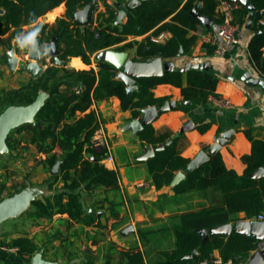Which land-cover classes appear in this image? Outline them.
Here are the masks:
<instances>
[{
	"label": "trees",
	"instance_id": "obj_1",
	"mask_svg": "<svg viewBox=\"0 0 264 264\" xmlns=\"http://www.w3.org/2000/svg\"><path fill=\"white\" fill-rule=\"evenodd\" d=\"M95 0H0V7L4 12L0 15V36L10 32L9 40L24 32V26L35 24L40 17L52 11L61 4H65L66 12L58 17L54 23H46L38 36L43 50L44 44L51 43L57 37L59 57L66 62L70 57L79 56L86 64L92 63L93 56L102 49L115 48L127 50L136 48L134 61H148L161 57L164 61H174L177 67L188 61L198 62L191 55V47L197 37L189 36L190 30H195L202 24L198 15L209 17L214 23H221L215 12L220 0H142V2L126 15V21L116 23L118 10L106 4V10L97 14L99 21L93 27L90 17L89 24L79 25L75 21L79 9L91 5L90 14L94 10ZM201 1L202 5L198 6ZM236 4L234 9L235 21L244 24L249 18V9L239 0H229ZM256 8L252 28L255 31L249 43L251 61L255 68L264 72V0H251ZM169 19V20H167ZM212 28V26L210 27ZM152 31L158 35L169 31L172 35L165 43H159L146 36L142 41L131 40L124 42L128 36H141ZM124 42V43H123ZM181 48L183 55H179ZM208 53H213L214 47H207ZM46 58L42 62L47 65L44 73L29 82L22 83L17 88L0 90V114L9 106H25L37 99L41 92L47 96L43 106L39 109L33 122L24 123L14 128L8 138V150L17 149L23 140L13 137L16 131L23 135L24 146L34 145L39 153L45 155L41 163L51 174L52 167L61 160L59 173L50 175L47 179V188L52 189L59 181L62 187L56 188L52 194L38 196L32 200L25 211L26 217L33 222L42 218H52L56 214H67L75 223L86 226H102L97 216L90 215L81 199L84 190L89 195L102 186L106 190L120 188V175L115 169L107 168L100 162L104 150L94 153L96 158L85 157L91 142L99 117L92 104L98 100L117 97L123 110H131L133 118H140L142 110L149 106H161L170 97H156L153 89L163 83L172 84L181 89L184 99L192 102H205L210 97H219L216 92L218 78L210 70L190 68L185 72L178 70L168 71L161 76H143L138 79V88L132 93L127 92V85L120 80L118 71L113 64L106 61H97L98 69L66 68L53 64L54 58ZM8 63V57H6ZM47 79L51 84H45ZM48 80V81H49ZM68 81L69 89L62 91L61 84ZM79 82L82 83L78 87ZM182 107V106H179ZM210 124L199 126L201 133L206 132ZM246 135L251 142V153L243 156L246 164L244 174L227 167L221 152L210 156L198 168L187 173V177L173 189L176 194H185L191 191H207L215 189L221 192V202L198 209L186 210L174 217L175 242L171 249L159 250L160 257L154 261L146 258V253L139 247L129 248L120 252L118 264H198L204 259H211L214 251L218 250L224 262L235 259L237 256H250L255 250L258 240L242 234L232 233L229 236L213 235L209 242L202 244L199 229L211 228L236 221L237 214L244 212L247 219H253L260 214L264 215V176L249 178L247 174L264 167V139L256 138L250 130ZM143 144L156 147L164 143L171 135H157L152 123L147 124L139 131ZM209 147H205V150ZM60 151H58V150ZM191 162L177 149V139L159 150L146 160L153 184L157 188L169 185L177 172L185 171ZM73 172V173H72ZM28 185L23 184L9 197L22 191ZM113 205V204H112ZM114 206V205H113ZM113 215L117 212L112 207ZM157 230L139 229L138 234L147 243V236ZM9 247L17 249L19 256L31 259L39 250L38 244L27 234L13 238ZM197 249L198 258L184 259L183 256ZM111 255L107 261L97 263L93 259H85L79 264H111Z\"/></svg>",
	"mask_w": 264,
	"mask_h": 264
},
{
	"label": "crops",
	"instance_id": "obj_2",
	"mask_svg": "<svg viewBox=\"0 0 264 264\" xmlns=\"http://www.w3.org/2000/svg\"><path fill=\"white\" fill-rule=\"evenodd\" d=\"M128 1L129 0H95L93 5L94 9L97 7V12L93 11L91 15L89 11L88 24L90 17L93 20V26L99 23L97 14L106 10V4L118 10V5H124ZM81 11H84V8L79 9L76 15L81 13ZM65 12L66 6L63 3L40 17V19L42 20L45 18L47 22H53L58 17L63 16ZM1 14L2 13H0V15ZM249 20L248 18L244 24H240V28L237 32L238 43L229 45L227 53L224 56H219L214 53L209 54L208 51H205L195 30H190L188 34L189 36L195 35L197 37L195 44L191 47V55L195 57L197 61L211 62L210 72L218 78L216 92L219 94V97L228 99L232 103V106H219L215 102L216 97L212 96L205 102H193V104L188 107H177L165 111L152 122L157 135H173L179 132L181 127L187 122L192 121L195 126L194 129L185 132L177 139V149L184 157L190 158L191 160H193L201 150L205 149V147H210L217 141L221 133L229 129H234L235 134L232 136V139L228 144L223 146L220 152L227 167L235 170L239 174L245 173L246 164L242 158L250 154L252 148L251 142L245 132L250 130L256 138L264 139V87L261 85H251L244 80L246 74H250L254 79L260 78L264 80V72L258 71L251 61L248 46L255 31L252 28L253 22L250 27L247 26ZM262 20L264 21V18L261 19V23L264 24ZM125 21L126 17L122 22ZM219 24L220 23L213 22L211 25L212 29H217ZM31 28L32 25L24 26V32L30 31ZM148 35L156 42L165 43L172 34L169 31H163L158 35H153L151 31L141 36L130 35L124 42L131 40L142 41ZM9 37L10 32L0 36V54L3 56L5 54L6 57L9 58L10 53H13L12 51L15 50L14 55L21 61L16 53L18 46L14 44L15 37L11 40H9ZM125 51L129 53V58L134 60L136 48L127 49ZM48 59L49 57L46 58V61L50 63ZM97 61L95 55L92 58L91 64L84 63L79 56H73L64 63L65 67L70 69L94 68L97 70ZM40 64L43 65V63ZM43 67L45 71L47 65H43ZM0 68V70H4L1 64ZM7 72L11 73L10 76H12L13 82L16 80V84H12V86L6 87V89L17 88L22 83H27L33 78L32 74L24 69L18 68L12 71L9 66ZM48 80L49 79H47L45 83L48 84L47 86L51 84V80ZM66 85H68V81L61 84L62 91H67L69 89ZM153 91L156 97L168 96L170 100L178 101L184 99L181 94V89L172 84H159ZM43 92L46 93L45 91ZM90 110H94L97 113L99 117L98 126L102 125L105 128L109 141V149L103 152L100 162L107 168L117 170L120 175V188L117 190H106L104 187L100 186L94 191L93 195H89L84 190L81 192V199L87 211L90 209L96 212L103 211L100 217L97 216L102 226H86L81 223H75L69 219L67 214H56L52 218H42L34 223V225L30 224L31 220H28V222L26 221L27 225H22L20 223L16 225L17 221L21 220L18 219L21 215L24 214L26 217L24 213L26 209L0 222V264H29L31 262V259H22L16 248L8 246V243L13 238L23 234H27L34 239L36 244L41 246L40 248H44V252L46 251L48 256L45 257L43 253L44 259L61 263V260L51 259L52 256L49 255V251L43 244H56V242L59 241L57 239L59 237L57 234L60 235L61 232L67 231L68 235L66 239L62 240V247L64 250L61 249L60 252L59 249V252L62 253L68 246V239L73 240V236L83 237L85 234H88L91 237L94 231H96L97 234H101L105 228L103 225V220L105 219L111 224L116 223V228L110 227L112 236L110 240H112V245L114 247H116L117 244L119 246H127L126 244L129 245V241L134 239L137 240L139 246L143 249L138 234L139 229H143L145 226H152V221H164L169 217L173 218L175 215L186 211L184 209L176 212L172 209L174 205H184L185 200L188 201L189 199L190 204H193V201L197 203L207 199L211 189L207 191H191L185 194H176L173 189L174 187H171L170 184L164 185L161 188H157L153 184L146 161L140 159L148 144H143L139 132L126 128L127 124L135 118H133L131 110H123L121 108L119 98L113 96L108 99L95 101ZM207 123L210 124L208 130L201 133L198 129L199 126ZM87 147L88 149L84 153L85 157L95 159L96 156L91 144H87ZM95 151L99 153V151ZM42 155L45 157L44 154ZM62 185L63 182L59 181L51 190L48 188L46 190L45 187L41 188L37 186H29V188L36 190V192L38 190L39 195L42 193L49 195L52 194L56 188L62 187ZM217 194H219L221 198V192L217 191ZM112 207H114V210L117 212L116 216L113 215ZM236 217L238 220L247 219L244 212L238 213ZM129 225H133L135 231L129 234H123L122 231ZM163 228L169 231L168 226ZM152 230L157 229L153 228ZM78 243L77 240L75 245H78ZM101 247L103 250V246ZM251 254L252 253H250V255ZM115 255L119 261L120 252H117ZM214 256H220L218 250L214 251Z\"/></svg>",
	"mask_w": 264,
	"mask_h": 264
},
{
	"label": "water",
	"instance_id": "obj_3",
	"mask_svg": "<svg viewBox=\"0 0 264 264\" xmlns=\"http://www.w3.org/2000/svg\"><path fill=\"white\" fill-rule=\"evenodd\" d=\"M154 1V0H152ZM237 1V0H236ZM249 9V21L247 26H251L256 12V8L251 4V0H239ZM142 0H129L124 5H118V14L116 18V23H121L126 15L135 9ZM90 11V4L84 7V11L75 16V21L79 25L88 24V13ZM4 10L0 7V13ZM193 15L198 16L200 21L207 27H211L213 21L207 16L198 15L196 9L193 10ZM44 24L40 23L37 28H39V35L41 34ZM57 37H54L51 44H54L55 51L49 54V58H54L53 65L61 67L64 64V60L59 57L60 51L57 48ZM41 46L39 44V38L37 37V52H42ZM184 51L181 48L179 55H183ZM28 58L30 62L26 64H19V59L10 53L8 58V65L12 71L16 69H24L30 72L33 78H37L44 72V67L40 64L45 58H41L36 55L35 52L32 54L28 53ZM95 58L99 61H106L114 65L118 71L117 77L124 81L127 85V92L132 93L138 88V79L143 76H161L168 71H173L176 68L182 72L187 71L190 68H195L199 70H210V61H188L184 63L183 66L177 67L174 61H164L161 57H156L148 61H134L129 58V53L123 50H117L115 48L102 49L95 54ZM244 80L251 85H261L264 87V80L260 78H252L250 74H246ZM82 83L79 82V87ZM47 93L41 92L35 101L29 105L25 106H9L4 112L0 114V152L8 151L7 138L10 132L21 124L33 122L35 120L36 114L39 109L43 106L44 100ZM193 102L188 99L183 100H170L163 103L161 106H149L142 110V116L140 118H135L127 124V129L133 130L135 132L141 131L145 125L152 123L156 120L159 115L165 111L175 109L179 106L188 107L191 106ZM194 124L192 121L187 122L183 125L179 132L174 133L168 138L164 143L154 147L148 144L144 154L140 157L141 160H148L153 157L155 153L159 150L164 149L166 146L172 144L176 139H178L182 134L187 131L194 129ZM235 134L234 129H229L220 134L217 141H215L208 149L201 150L193 160L189 163L185 171H179L170 183L171 187H175L182 180L187 177V173L191 170L198 168L204 162L210 159V156L216 152H219L223 146L228 144ZM61 160L57 161L56 164L51 169V174L56 175L59 173V168L61 165ZM264 176V167L257 169L255 172L247 174L249 178H258ZM38 190L30 189L29 186L25 187L22 191L16 193L14 196L7 199L0 200V222L8 217L17 215L18 213L29 208L32 200L38 197ZM90 215L100 217L103 211L96 212L93 209L88 211ZM135 228L133 225L127 226L122 233L129 234L134 232ZM198 233L202 236V244L210 241L213 235H225L229 236L232 233L242 234L245 236L253 237L258 241H264V220H236L228 223L218 225L211 228H202L198 230ZM44 248H40L37 253L31 258L29 264H61L56 261H49L43 258ZM200 255L197 249L183 256L184 259H195ZM247 264H264V250L255 251L249 258Z\"/></svg>",
	"mask_w": 264,
	"mask_h": 264
},
{
	"label": "rangeland",
	"instance_id": "obj_4",
	"mask_svg": "<svg viewBox=\"0 0 264 264\" xmlns=\"http://www.w3.org/2000/svg\"><path fill=\"white\" fill-rule=\"evenodd\" d=\"M56 20V19H55ZM53 22H47L46 19H39L38 22L32 25V28H37V26L42 23H54ZM131 49V48H129ZM13 50V49H12ZM15 50L12 52L14 53ZM16 53L20 57L19 64L23 63L26 64L30 62L28 58V52L27 50L22 51L19 47L16 49ZM15 54V53H14ZM50 62V58L48 59ZM42 63V62H41ZM0 64L3 65L4 70H0V90L2 88L6 89V87L12 86V84H16L15 81L13 82V78L11 73L7 72V69H9V65L6 62V55L4 56L0 54ZM53 65V64H52ZM43 66V65H42ZM55 66V65H54ZM58 67V66H56ZM1 69V68H0ZM21 71V70H20ZM23 135H20V133L14 131L13 137L15 138H21L23 140V144H20V146L10 152L9 150L6 152H0V200L4 198H8L11 194H13L17 189L21 187V185L26 184L28 186L32 187H41L47 190V179L50 178V173L48 169L44 166V164L41 163V160L44 158V156L39 153L34 145H31L29 147L24 146L25 140L22 137ZM218 190L211 189L209 191V195L206 200L203 202L199 201L195 203L193 201V204H190L189 199L188 201L185 200L184 205H174L172 209L176 212H179L180 210H188V209H198L204 206L213 205L221 202L220 195L217 194ZM45 194L42 193L39 196H44ZM191 199V198H190ZM25 213V212H24ZM18 219H21L17 221L18 225L19 223L22 225H27L28 219L27 217L21 215ZM27 221V222H26ZM104 221V230L101 234H97L96 231H94L92 234L93 236H89L88 234L78 237H74L73 240L68 239L67 247L64 252H61V249L64 250L62 247V240L66 239L68 232L63 231L57 236H59L57 239L59 241L56 242V244H48L47 243L43 246L49 251V255H51V259L55 260H61V263L63 264H79L85 259H93L97 263H103L107 261V255H111L113 253V256L111 257V264H118V258L115 254L117 252H121L122 250L129 249V248H135L141 247L139 246L137 240H130L129 245L122 246V245H116L114 247L112 245L111 239V228H116V223H109L107 219ZM177 219L175 217L168 218L167 220L155 222L152 221V226H145L143 229H157V232L154 234H149L147 236V243L145 244L144 239L140 238L141 245L143 247V251L146 253V258L149 261H154L157 258L160 257L159 250L162 249H171L174 246L175 242V236H174V225L177 223ZM35 222L31 220L30 224L34 225ZM168 226L169 231L167 229L163 228ZM111 227V228H110ZM73 230V229H71ZM135 235V234H134ZM83 238V239H82ZM78 240V245H75V243ZM48 242V241H47ZM72 243V245H71ZM39 246V245H38ZM103 246V250L102 247ZM41 246H39L40 249ZM127 247V248H126ZM77 248V249H76ZM123 248V249H122ZM60 249V252H59ZM122 249V250H120ZM37 253V252H36ZM44 256L48 257L46 254V251L44 252ZM197 264V263H196Z\"/></svg>",
	"mask_w": 264,
	"mask_h": 264
},
{
	"label": "built area",
	"instance_id": "obj_5",
	"mask_svg": "<svg viewBox=\"0 0 264 264\" xmlns=\"http://www.w3.org/2000/svg\"><path fill=\"white\" fill-rule=\"evenodd\" d=\"M197 4L198 6H201L202 2L199 1ZM235 8V3L229 0H220V3L215 10L217 15L222 18V22L218 25V28L212 29L205 26L203 23L196 26L195 33L198 35V38L200 39L205 51H208V46H212L214 47V54L224 56L227 53L229 45L238 43L237 32L240 28V24L235 21ZM96 10L97 7L93 11L97 12ZM262 22L264 21L262 20ZM97 25L98 24H95L93 27H96ZM215 102L217 105L223 107L232 106V103L228 99L223 97H216ZM90 144L91 147L97 151H105L109 149L108 136L105 128L102 125H97L96 129L93 132ZM253 219L264 220V215L260 214L258 217ZM263 250L264 241H259L257 248L251 251V253L253 254L255 251ZM250 256H237L235 259H229L226 262L222 260L221 256H213L211 259H204L199 261L198 264H247Z\"/></svg>",
	"mask_w": 264,
	"mask_h": 264
},
{
	"label": "clouds",
	"instance_id": "obj_6",
	"mask_svg": "<svg viewBox=\"0 0 264 264\" xmlns=\"http://www.w3.org/2000/svg\"><path fill=\"white\" fill-rule=\"evenodd\" d=\"M39 35V28H33L31 31L21 32L17 34L14 40V44L18 46L22 51L27 50L29 54L33 52L41 58H47L49 54L55 51L54 44H44L42 52H37V37Z\"/></svg>",
	"mask_w": 264,
	"mask_h": 264
}]
</instances>
